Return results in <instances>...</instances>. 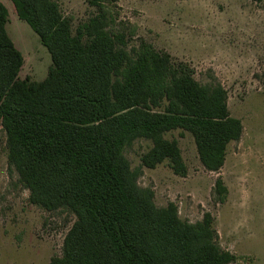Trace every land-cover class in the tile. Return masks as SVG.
Listing matches in <instances>:
<instances>
[{
	"label": "trees",
	"instance_id": "1",
	"mask_svg": "<svg viewBox=\"0 0 264 264\" xmlns=\"http://www.w3.org/2000/svg\"><path fill=\"white\" fill-rule=\"evenodd\" d=\"M116 1L90 0L97 12L72 30L55 0H11L50 55L40 81L19 78L24 59L6 32L0 1V124L8 164L30 203L75 216L49 264H228L234 255L219 246L211 215L189 223L173 203L158 208L123 150L148 139L142 165L168 160L184 176L176 140L164 138L182 129L202 166L218 171L227 144L241 136V121L229 115L219 82L200 84L188 65L143 40L128 49L107 9ZM215 193L220 199L226 193L221 178Z\"/></svg>",
	"mask_w": 264,
	"mask_h": 264
},
{
	"label": "rangeland",
	"instance_id": "2",
	"mask_svg": "<svg viewBox=\"0 0 264 264\" xmlns=\"http://www.w3.org/2000/svg\"><path fill=\"white\" fill-rule=\"evenodd\" d=\"M0 1L8 12L6 32L24 59L19 78L42 80L51 64L47 49L18 18L11 0ZM55 1L72 30L97 12L90 0ZM107 9L113 29H124L128 49L143 40L188 65L200 84L219 82L229 115L242 124L218 171L202 166L188 131L166 132L164 138L177 142L184 176L168 160L153 168L142 165L152 143L134 139L123 154L132 169L141 170L138 184L153 191L158 208L173 203L182 221L196 223L208 212L219 246L234 255L228 264H264V0H117ZM217 178L226 188L221 199ZM74 219L68 211L30 203L8 164L0 124V264H49L60 255Z\"/></svg>",
	"mask_w": 264,
	"mask_h": 264
}]
</instances>
